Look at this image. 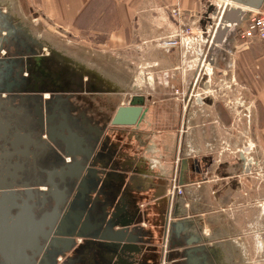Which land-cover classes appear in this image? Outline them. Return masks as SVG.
I'll use <instances>...</instances> for the list:
<instances>
[{
    "label": "flooded vegetation",
    "instance_id": "1",
    "mask_svg": "<svg viewBox=\"0 0 264 264\" xmlns=\"http://www.w3.org/2000/svg\"><path fill=\"white\" fill-rule=\"evenodd\" d=\"M26 35L20 33L22 38ZM22 42V39L19 40V43ZM21 44L17 50H26V46ZM49 48L53 50L51 46ZM54 52L61 56L54 58L47 49H43V57L48 58L50 67L41 68V73L22 72L6 82L0 92V98L5 99L6 86L13 89V92L24 95H35L37 90L50 121L38 139L32 131H29V138L20 134L21 127L14 128L5 121L0 124V199L5 194L13 200L0 207L9 215L6 219L0 217L3 219L1 226L6 228V225H12L20 214L26 216L29 212L32 215L31 225L35 223L37 228L32 227L33 231L29 236H38L39 244L34 245L33 240L23 241L22 236H16L14 240L22 245L28 256L37 255L35 264H122L121 260L120 263L116 260V255L123 253H127L128 264H133V257L139 254L140 249L138 238L127 235L131 236L128 239L134 245L125 244L120 252L114 251L105 246L110 244L108 240L100 241L106 238L94 237L97 224L91 221V216L98 213L106 217L113 225L112 230L128 224L136 227L134 233L139 231L138 225L143 220V208L140 209L142 200L134 193L143 189L142 184L137 182L139 179L141 181L142 175H147L143 181L145 186L152 182L148 170L150 167H159L157 176L162 178L176 172V184L190 181L198 190L203 187V194L205 193L206 184H209L211 177L208 170L213 165L214 157L198 153L191 160L188 159L185 165L178 151L187 137L182 130L186 119L182 112L186 113L187 106L190 111L198 104L212 102L206 95L193 96L199 86L205 84L207 74L205 71H195L188 80L183 74V82L181 72H178L172 81H162L165 92L160 97L150 88V85H154L151 78H147L150 84L148 81L145 84L143 80L141 83L149 87L155 97L143 90L141 86L144 85L140 83L133 86L139 93L135 91L125 101L121 99L123 89L106 78L93 74L94 72L83 74L81 66L58 53L59 51ZM27 58L29 57H25ZM220 65L223 67V63ZM181 84L185 85V90ZM134 98L137 102L142 100V104L137 106L140 111L135 123L128 126L113 124V115L118 107L129 106ZM13 130L17 132L12 135ZM10 136L12 137L8 138ZM123 141L127 142L126 151L119 148ZM157 143L167 144V152L160 153L154 146ZM143 159H150L155 163L141 167ZM167 160L169 163L161 168L160 163ZM235 161L236 164L244 165L238 176L251 175L253 179L259 176L251 171L250 166L255 164L252 160L248 172L245 163L249 160L241 162L237 155ZM237 166L236 172L240 170ZM188 168L191 170L189 180L181 173ZM126 180L128 190L133 194L127 199L128 205L120 195V189L124 187ZM158 183L165 185L167 181L160 180ZM244 196L248 198L238 204L236 212L251 217L255 208L264 203V198L251 199L245 193ZM20 197L22 200L18 201ZM249 198L251 201L247 200ZM164 200L163 198L160 202L162 207L167 203ZM125 207L129 209V217L126 216ZM165 208L158 214L161 229L158 236H176L165 232L170 215H167ZM207 209L205 196L195 197L191 208L192 236H215L211 232H202L203 217L207 224L211 223ZM92 210L93 213L90 212ZM231 210L234 209L230 208L229 211ZM220 211L230 215L226 209ZM3 214L6 217V212ZM118 223L120 224L117 225ZM112 230L108 228L103 235L99 233V236H110ZM254 233L256 231H242L238 236H264V232ZM5 240V236H0V264H7V254L15 251L6 249ZM168 248L169 252H174L173 240H169ZM175 255L177 254H170V257ZM262 261L264 262V258H261Z\"/></svg>",
    "mask_w": 264,
    "mask_h": 264
},
{
    "label": "crops",
    "instance_id": "2",
    "mask_svg": "<svg viewBox=\"0 0 264 264\" xmlns=\"http://www.w3.org/2000/svg\"><path fill=\"white\" fill-rule=\"evenodd\" d=\"M253 1L248 0V2ZM6 4L5 0H0L3 12L6 10ZM23 4L29 10L31 25H38L44 32L59 31L70 33L73 36L86 33L99 36L111 34L109 42L120 44L118 46L120 49L123 46L128 47L129 44L134 42L136 37L143 38L145 36L144 39L147 40L154 38L159 34L155 32L154 27H162L165 24L169 29L172 25L174 26L170 16L166 15L165 8L167 6L178 5L184 13H187L185 14L187 17H191L192 14L196 15V12L199 11L198 0H27ZM249 4L252 5V3ZM241 7L237 10L238 12L231 16L232 21H229V23L232 22L230 23L232 26L228 29L226 28L220 38L216 39L215 46L221 45L228 49L227 55H229V58L227 59L230 67L228 73L232 71L230 73L231 81H238L243 95L251 102H249V105L251 106L250 113L252 114V141L248 145L244 143L245 146H242L241 150L247 151L244 154L245 159L258 162L264 173V41L254 40L242 44V42L235 40V30L231 29L247 17L248 12L246 9H253L250 6ZM259 9L264 14V0ZM9 14L14 27H23L22 33L27 34L24 40L28 42L29 35L32 38L38 37L41 39V35L31 33V30L23 24L20 17L13 15L11 11H9ZM217 53L218 49L216 50L215 47L214 52L211 54L212 67L214 65L221 66L220 64L223 63L224 57ZM224 54H226L225 51ZM175 56L179 59V55L175 54ZM147 58L151 60L153 57L147 56ZM180 58H182V55H180ZM157 60L161 61V59ZM219 60L220 62H218ZM170 61H172L171 58L166 63ZM223 73L224 75L227 74L225 70ZM213 107H215V103ZM222 122L226 126L230 125V117L227 116V119L223 117ZM126 143V141L121 142L119 148L126 147ZM183 145L185 143L181 144L178 153L186 165L188 159L198 153L193 150L192 152V147H189L191 154L186 155L182 149ZM154 146L158 148L160 153L167 152V144L157 143ZM241 150L228 156L227 159L217 161V159L213 158V165L208 170L211 172V177H209V184H206L207 190L204 194L203 187L198 190L195 184L188 181L187 183L179 184L184 187V195L170 199L165 195L168 184L161 185L158 181L168 182L170 178L175 177L176 172L175 174H165L166 176L162 178L157 176L159 167H150L148 169L151 173L152 182L147 186L143 184L146 174L142 175L141 181L140 179L137 180V182L139 181L142 184L143 189L135 192L134 195H138L140 200H142L140 209L143 208L141 212L143 220L138 225L139 231L135 232V234H138L135 237L139 240L140 249L139 254L135 255V258L133 257V264H247V247L238 237L245 225L244 221H247V219L243 217V214L232 210L229 211V209L233 208L235 210L238 208V204H242L243 200L245 201V198H248L244 196V193L249 195L251 199L264 198V176L260 178L259 175V178L255 179L251 178V175L243 176L240 174L238 176L244 165L236 164L235 158L237 155L240 156ZM142 163L141 167L144 164L148 165V163L153 164L155 162L150 161V159H143ZM168 163V160L165 163H160L161 168ZM236 165L240 169L237 172L235 170ZM250 167L253 173L255 168L253 166ZM181 173L189 180L191 175L189 168L185 172L183 169ZM130 194L133 196L130 189L128 190V182L126 180L124 187L120 189V195L125 199L124 201L127 205V199ZM198 195L205 196L208 204L207 210L211 216L210 224H207L203 217L202 232L204 234L211 232L215 236H192L193 219L191 208L193 200H195V197L198 198ZM163 198L167 200L163 207H166L167 215L170 214V224H176L173 230L176 236H158L161 229L157 218L159 212L163 209L162 204L160 205ZM251 199L247 200L251 201ZM221 209H227L230 215L219 213ZM255 209L257 211H254L253 214V224L257 225V227H254L251 231H256V233L258 231L259 233L264 232V220L262 217L264 214H262L261 207ZM125 210L126 216L129 217V209L125 207ZM256 214L258 215L256 216ZM98 216L102 215L94 214V216H91V221L95 223L94 218ZM256 217L258 218L257 221ZM134 228L136 227H131V225L128 227L129 231L133 233ZM94 237L110 238V236ZM122 237L124 240L120 243V246L124 247L125 244L134 245V242H130L128 239L131 236ZM169 240H173L174 252H169ZM170 254L171 256L172 254L177 255L172 258ZM164 256L168 257V259H164ZM116 260L119 263L121 260L122 264L129 263L127 253L116 255ZM259 262H261V257ZM113 264L116 263L113 262Z\"/></svg>",
    "mask_w": 264,
    "mask_h": 264
},
{
    "label": "rangeland",
    "instance_id": "3",
    "mask_svg": "<svg viewBox=\"0 0 264 264\" xmlns=\"http://www.w3.org/2000/svg\"><path fill=\"white\" fill-rule=\"evenodd\" d=\"M7 1L10 2L11 13L20 17L23 24L31 30L32 34L41 35V40L43 39L45 43L49 44L54 51H59L58 53L65 55L82 68L91 70L95 74L106 78L109 82L114 83L120 89H123L121 99H124L125 101L128 98V95H133L136 91L133 86L140 85L142 80L145 84L148 82L150 84V81H148L147 78H151V82L154 85H150V88H153L156 95L160 97L165 92L164 89H162V87L164 88L162 85L164 79L172 81L174 75L181 72V78L183 81V74L185 75L186 80H188L189 76L195 71H205L207 74L205 77L206 79L204 80L205 84L199 86L200 88L194 92L193 96L198 95L204 97L206 95L212 102L211 104H198V106L192 107L190 111L188 110L189 106H187L185 110L186 113L182 112L186 118L182 128L184 132L183 134L187 136L184 140L185 145L182 146L183 152L186 155L191 154L189 147H192L191 151L193 150L195 153L197 152L203 155H212L215 160L217 159V161H219L227 159L228 156H231L235 152H239L245 144H251L253 127L252 114L250 113L251 106L249 105L250 100L243 95V91L239 87L238 81H231L230 73H232V71L228 73L230 67L227 59L229 58V55H227V48H224L221 45L212 48V52H214L216 47V50L218 49L217 54L224 57V60L222 61L223 67L217 65L212 67L211 64L207 65L204 63L203 67L200 69L201 62H196L195 55L193 54L196 53L195 47L200 48L199 43L193 42V44L190 43L187 45L186 51L188 52L186 58L184 60L180 58V55L184 56L185 53L184 44H182L176 37V34L173 31V25L169 29L165 24V27H154L155 32L159 33L154 38L147 40L144 39L145 36L143 38L136 37L134 38V42L129 44L128 47L123 46L120 49L118 47L120 44L109 42L111 34L99 36L92 33H86L75 34L73 36L70 33L59 31H53L52 33L48 31L44 32V30L38 25H31L29 10L23 4V2H26L27 0ZM225 1L226 0H198L199 11L196 12V15L192 14L191 17H187V15H185L187 13H184V11L180 9L183 15L182 17L187 21L184 24L192 25L193 28L198 30L200 24L204 20L211 18L218 7L220 10L223 8ZM173 7L174 6H167L165 8L166 15L170 16L169 11ZM170 18L172 19L171 16ZM217 20L218 18H213L214 23H217ZM171 21L175 24L173 19ZM220 24L222 23L220 22ZM210 26L214 28V24ZM220 27L221 25L219 26V30L221 29ZM221 30H224L223 26ZM232 30H236L235 27L232 28ZM170 36L176 39L178 44L177 47L168 49L165 47L167 40L165 39V41L163 38ZM235 40L242 42V44L245 43L244 40H239L237 38H235ZM224 51L226 54H224ZM4 52L6 53V51ZM175 54L179 55V59L176 58ZM147 56H152L155 59L152 60V58L151 60H148ZM170 58L172 61L166 63ZM157 59H161V61H158ZM218 62H220V60ZM224 70L227 73L226 75L223 73ZM177 77L178 76H176V78ZM176 78L175 80H177ZM145 84L141 83V85H144L141 86L142 89L152 93L150 88L146 87ZM184 84L180 85L183 90H185V85H188ZM131 89H133V91H130ZM136 92L139 93V91ZM153 97H155V95ZM214 103L218 106L217 109L216 106H212ZM227 116L230 117V125L228 126L224 125L222 122L223 117L224 119H227ZM207 122L211 123L207 125ZM121 150L126 151V148H121ZM177 162L178 161H176V163ZM253 167L255 168L253 173H257L260 175V178H263L264 173L262 168L258 165V162L255 161ZM175 180V177H172L167 182L168 189L165 195L170 199L179 197L175 193V187L178 185L175 183ZM183 195L184 193H182L181 196ZM263 206L264 204H262L261 210ZM236 210L237 208L232 211L234 212ZM254 211L256 212L257 210L255 209ZM219 213L222 214L223 212L219 211ZM253 214L254 212L252 215ZM257 215L258 214H256V216ZM244 216L247 221H244L245 225L243 226L242 231L250 232L254 227H257V225L253 224V216ZM262 217L264 220V215H262ZM170 218L171 217L168 216L167 221L170 222ZM257 220L258 218L256 217V221ZM238 237L241 238V242L245 243L247 247L246 263L264 264L263 261L259 262L260 257L264 258V236L250 235ZM58 260L61 259L58 258Z\"/></svg>",
    "mask_w": 264,
    "mask_h": 264
},
{
    "label": "water",
    "instance_id": "4",
    "mask_svg": "<svg viewBox=\"0 0 264 264\" xmlns=\"http://www.w3.org/2000/svg\"><path fill=\"white\" fill-rule=\"evenodd\" d=\"M6 1L5 5V12L1 9L0 6V53L2 51H6V54L3 58H0V92L4 89L6 82L8 83L9 80L16 75L21 74L22 72H33V73H41L39 70L43 67H50L48 63V58L43 57V49H47L49 53L55 58L60 57L61 55L56 54L53 50H50L49 46H47L40 38H32L31 35L28 37V42L24 40L20 36L22 33L23 27L18 26L14 27L13 21L10 18V5L9 1ZM237 6H250L253 9L259 10L263 0H254L253 2H248V0H231ZM249 3H252L249 4ZM237 10H232L228 8L225 12L224 17L222 19L223 24L228 21H232L231 16ZM232 23V22H230ZM204 22L202 23V25ZM222 29V26L220 27ZM218 30L216 39L220 38L221 34L223 33L222 30ZM4 33V35H3ZM23 40L22 44L26 46V50L19 51L17 47H20L19 40ZM21 44V45H22ZM25 57H29L25 59ZM46 60V61H45ZM83 74L93 73L91 70L82 69ZM95 74V73H93ZM18 78V76H17ZM4 85V86H3ZM6 93L7 98L2 99L0 98V124L1 122H7L12 124V127L16 128L17 125L21 127L20 134L26 137H29V131H32L33 134L37 137V139L42 135L45 129V125L49 124V120L46 116L47 112H45V106L38 94L37 90H35V95H24L21 92H13V89L6 86ZM140 100V99H139ZM12 104V105H11ZM142 104V100L137 102V99L134 98L131 101L129 106H120L116 110L115 114L113 115V124L118 126H128L133 125L137 120V116L139 114L140 106ZM26 131V132H25ZM5 132V131H4ZM17 130H13L11 133L12 135L16 133ZM0 131V135H1ZM11 133L9 135H11ZM12 136L8 137L11 138ZM57 141L61 142V139L57 138ZM39 149V148H37ZM247 151H242L240 153L241 162H245L244 154ZM66 156V155H65ZM250 161L246 163V172L249 171ZM22 197L18 199L21 201ZM7 201H13L10 197L2 194L0 199V207L5 206ZM6 212V217L3 214ZM93 213L94 211H90ZM3 216L5 219L9 217L7 211L0 209V217ZM31 214L27 212V215L24 216L20 214L12 225H6V228L1 226L2 220L0 218V236H5L6 241V249H13L15 251H10L7 254L6 260L7 264H35V259L37 255L28 256L25 252V249L22 248L21 244L16 243L14 240L16 236H22L24 238L23 241H30L33 240L34 245L39 244V240H37L38 236H29L33 228H37V224L33 223L31 225L32 219ZM106 218V217H105ZM103 216H98L94 218L95 223L97 222L96 227V235L99 236L100 234L103 235L108 228L111 230L113 229V225L111 226V222L105 219ZM5 224V223H4ZM5 226V225H4ZM33 227V228H32ZM127 225H121L118 230H112L110 234V238L101 239L100 241L108 240L110 243L109 245H105L106 247L113 248L114 251L120 252L125 247L120 246V243L123 242L122 236L132 235L137 236L133 232H130ZM176 224H170L169 221H166L165 225V232L166 233H173ZM27 228L31 229L28 230ZM105 231V232H104ZM102 232V233H101ZM100 233V234H99ZM114 236V237H112ZM164 259H168V257L164 256ZM166 261V260H165Z\"/></svg>",
    "mask_w": 264,
    "mask_h": 264
},
{
    "label": "built area",
    "instance_id": "5",
    "mask_svg": "<svg viewBox=\"0 0 264 264\" xmlns=\"http://www.w3.org/2000/svg\"><path fill=\"white\" fill-rule=\"evenodd\" d=\"M226 7L224 6L221 10L218 7L215 14L204 20V24L199 26V29H195L192 25L184 24L187 21L182 17V12L178 5H175L170 11V16L174 20L173 31L176 34V37L180 40L182 44H184V56L182 55V59L186 58V54L188 51L186 46L190 43L193 44L198 42L200 48H196L195 61L201 62L200 69L203 67L204 63L207 65L211 62V53L212 48L216 45L215 39L217 32L219 30L220 22L224 17ZM218 18L217 23L213 22V18ZM214 24V28L210 25ZM213 28V29H212ZM195 30V31H193ZM235 38L239 40H244L245 43L252 42L254 40L264 41V14L261 10H248V16L240 21L239 25L236 26L235 30ZM166 41L165 47L170 49L172 47H177V40L170 37L163 38ZM174 39V40H173ZM202 48V49H201ZM198 50V51H197ZM211 50V53H210ZM5 54L4 51L0 53V57H3ZM192 54V53H191ZM198 67V66H197ZM4 97V95H2ZM250 161V159H248ZM175 193L177 196H181L184 193L183 186H176Z\"/></svg>",
    "mask_w": 264,
    "mask_h": 264
},
{
    "label": "bare ground",
    "instance_id": "6",
    "mask_svg": "<svg viewBox=\"0 0 264 264\" xmlns=\"http://www.w3.org/2000/svg\"><path fill=\"white\" fill-rule=\"evenodd\" d=\"M225 4L223 5V7L225 6L226 7V10L225 11H227L228 10V8H230V9H232V10H239L240 9V7L241 6H237L236 4H234L233 2H231V0H226L225 2H224ZM242 8V7H241ZM242 12V11H241ZM238 14V13H237ZM221 23L222 24H220L221 26H223V31H225L226 30V28L228 29L230 26H231V24L229 23V21L228 22H225L224 24H223V22H222V20H221ZM5 55V54H4ZM47 98V97H46ZM262 213L264 214V206L262 207ZM260 246V245H259ZM262 248V247H261Z\"/></svg>",
    "mask_w": 264,
    "mask_h": 264
}]
</instances>
